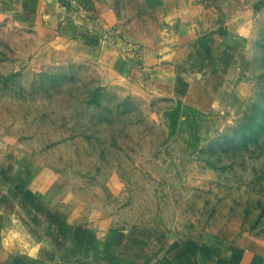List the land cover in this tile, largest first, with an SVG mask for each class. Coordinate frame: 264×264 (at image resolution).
Wrapping results in <instances>:
<instances>
[{"label":"rangeland","instance_id":"rangeland-1","mask_svg":"<svg viewBox=\"0 0 264 264\" xmlns=\"http://www.w3.org/2000/svg\"><path fill=\"white\" fill-rule=\"evenodd\" d=\"M182 1L184 21L231 45L218 52L220 81H195L180 98L112 80L95 52L63 44L29 12L0 15V169L10 168L0 192L23 183L125 255L157 236L152 254L193 236L220 255L253 237L264 264V0ZM112 6L127 40L177 29L140 0Z\"/></svg>","mask_w":264,"mask_h":264},{"label":"crops","instance_id":"crops-1","mask_svg":"<svg viewBox=\"0 0 264 264\" xmlns=\"http://www.w3.org/2000/svg\"><path fill=\"white\" fill-rule=\"evenodd\" d=\"M140 1L148 11H154L162 23L176 24L177 29L159 33L156 40H127L124 38V20L118 17L112 0H35L27 10L22 7L23 0H14V8L9 11L0 3V15L29 12L35 25L63 44L83 46L95 52V60L108 70L112 80L133 81L148 89L169 87L168 96L173 98L184 96L175 92L178 76L187 84L185 94L195 81L205 83L208 78L212 84L219 82L225 65L218 52H229L230 34L221 37L200 34L199 20L195 17L189 21L182 19V0ZM18 214L24 216L17 200H14L13 210L0 204V264H218V258L229 259L232 255L230 250L222 251L220 255H217L218 251H215L216 255L213 252L183 254L181 244L169 253L159 245L156 253L148 252L149 247L157 245L159 236L155 240H145L147 248L138 245L141 249L131 248L125 255L120 249L109 246L112 242L102 230L95 232L89 247L87 243L77 247L73 242H67L51 254L53 242L43 236L34 239ZM187 238L194 239L193 236ZM260 248L257 238H240L238 249L242 254L238 264H255L263 254Z\"/></svg>","mask_w":264,"mask_h":264},{"label":"trees","instance_id":"trees-1","mask_svg":"<svg viewBox=\"0 0 264 264\" xmlns=\"http://www.w3.org/2000/svg\"><path fill=\"white\" fill-rule=\"evenodd\" d=\"M35 0H23L22 7L28 9L29 4H33ZM4 4L3 0H0ZM187 84L178 76L176 80V94L183 95L186 91ZM8 168L0 169V176L6 181H9L7 173ZM5 194H0V204H5L8 209H14V200H17L18 206L24 211L25 216L18 214L20 221L27 231L36 240L42 236L50 239L53 242L54 254L65 243L73 242L77 247H82L87 243V240H93L91 234L84 228L65 223L61 216L44 204L32 192L24 188V184H15L14 188H7ZM183 254L193 255L196 252L209 251L206 246L201 245L193 238L185 239L180 245ZM232 255L229 259L218 258V264H238L241 259L242 251L238 248H231ZM261 262L259 261L258 264ZM166 264V263H165Z\"/></svg>","mask_w":264,"mask_h":264}]
</instances>
